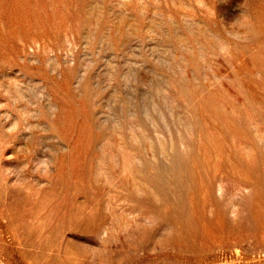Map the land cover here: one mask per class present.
<instances>
[{
	"label": "rangeland",
	"instance_id": "1",
	"mask_svg": "<svg viewBox=\"0 0 264 264\" xmlns=\"http://www.w3.org/2000/svg\"><path fill=\"white\" fill-rule=\"evenodd\" d=\"M0 264H264V0H0Z\"/></svg>",
	"mask_w": 264,
	"mask_h": 264
}]
</instances>
